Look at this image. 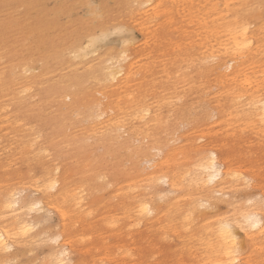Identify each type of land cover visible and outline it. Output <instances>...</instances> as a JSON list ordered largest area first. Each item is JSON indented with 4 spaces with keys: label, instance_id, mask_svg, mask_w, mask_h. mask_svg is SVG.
Instances as JSON below:
<instances>
[{
    "label": "bare ground",
    "instance_id": "1",
    "mask_svg": "<svg viewBox=\"0 0 264 264\" xmlns=\"http://www.w3.org/2000/svg\"><path fill=\"white\" fill-rule=\"evenodd\" d=\"M34 2L0 0V264H32L19 257L44 241L38 264H264V0H170L177 42L143 30L153 0H117L99 28L134 31L137 14L146 41L116 53L96 50L84 24L39 52L35 28L9 26ZM249 187L257 196L238 203ZM29 211L56 214L57 232L33 233ZM92 218L105 252L73 263Z\"/></svg>",
    "mask_w": 264,
    "mask_h": 264
},
{
    "label": "rangeland",
    "instance_id": "2",
    "mask_svg": "<svg viewBox=\"0 0 264 264\" xmlns=\"http://www.w3.org/2000/svg\"><path fill=\"white\" fill-rule=\"evenodd\" d=\"M169 1L170 0H153V3H151V6H156V8L150 10L149 13L152 14L158 12V15L155 18V24L153 20L151 23H142V21H145L144 18H140L141 16L135 14L134 16H136V18L130 20V25L132 26L134 31L130 29L131 31L127 32L128 34L126 33V31V34L123 31L114 33L117 29H115L114 31V27H111L110 25H108L106 29L99 28L98 26L100 15L101 18H103V16L107 15L109 12L111 13L116 11L117 0H35L34 3L30 4L31 7L30 5L24 7L19 6L17 12L13 14V16H9V26L13 29L15 27V24H20L25 29L30 30V28H35L36 32L39 33V35H41L44 40L37 45V50H39L40 47L39 52H45L47 48H49V44L58 42L64 32H67V30L71 27L77 28L79 24H84L85 27L92 30L93 36L95 35V40L97 39L93 45L96 50H110L111 53H116L121 50L124 42L126 43L127 38L130 39L131 36V38L134 40H132V47L137 49V51H142V47L145 46L143 42L146 41V37L143 33L145 30H147L149 34L154 38L156 34L161 31L162 39H165L164 32H166L167 35L171 36L173 42H177L179 40L178 38L176 39V37L177 33H180L183 30V14L181 10H179L172 16L165 14V10ZM131 4L132 6H135L136 3ZM2 6L7 7V2H3ZM94 15H97L98 17H95ZM141 23L144 30L142 32L139 30V24ZM36 26L39 29H37ZM156 30L159 31L157 32ZM34 37L35 35L29 34L26 41L23 42V48L28 49L32 41L34 40ZM22 40H24V38ZM87 40L86 37L83 36L80 41V45L85 46L86 44H88ZM128 41L129 40H127V42ZM6 43L7 40L5 36L0 33V69H3L7 64V60L3 55L7 52V48L2 46ZM148 43L150 44V41H148ZM161 46H164V44ZM13 47L15 48V45L9 44V50ZM20 50L21 49H19V51ZM39 63L40 62L38 61L31 63L28 67L27 75H33L34 73L38 72L40 67ZM73 179L74 183H76V176ZM157 187L159 193L162 196V203H164L171 196V194L168 193V186L164 183H160L159 185H157ZM22 196L23 198L29 199L31 197H34L35 195H32L30 194V192L25 191ZM256 196L257 191L249 187L245 191L236 192L235 199L239 203L246 198L254 199ZM225 210L226 205L224 202L215 203L214 211L223 213L225 212ZM48 216L50 218H48ZM48 216H44L42 213H38L35 211H29L27 218L34 225L33 233L35 232L38 234L42 231V229L46 228L48 229V236L52 237L57 232V230L59 229V220L57 215L51 213ZM90 222L91 229L89 230V233L88 235H86V237L90 239L91 243L87 245V251H85L84 249H78L79 254L71 253L73 263H75V261L83 260L90 262L93 258L99 259L105 252V241L103 240L104 232H102V230L96 225L97 221L94 218L90 219ZM52 245L53 244L51 242L47 241L34 245L30 249L31 251L29 253L25 255L23 254L19 257V262L26 263L27 261H30L32 262V264H38L42 259L49 255V250ZM14 252V249L8 251L9 255H12ZM82 252H84L83 255L81 254Z\"/></svg>",
    "mask_w": 264,
    "mask_h": 264
},
{
    "label": "snow or ice",
    "instance_id": "3",
    "mask_svg": "<svg viewBox=\"0 0 264 264\" xmlns=\"http://www.w3.org/2000/svg\"><path fill=\"white\" fill-rule=\"evenodd\" d=\"M248 219V222L249 224L252 226V227H255L256 226V220H257V217L255 215L253 216H250L247 218Z\"/></svg>",
    "mask_w": 264,
    "mask_h": 264
}]
</instances>
